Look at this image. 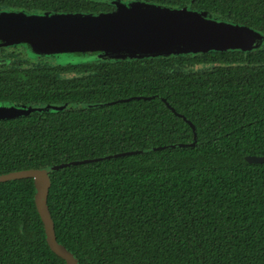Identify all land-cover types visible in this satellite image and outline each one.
<instances>
[{
	"label": "trees",
	"instance_id": "obj_1",
	"mask_svg": "<svg viewBox=\"0 0 264 264\" xmlns=\"http://www.w3.org/2000/svg\"><path fill=\"white\" fill-rule=\"evenodd\" d=\"M148 2L190 3L264 35V0ZM9 9L113 8L0 0ZM0 102L71 103L0 119V174L103 157L51 173L57 239L80 264H264V162L246 160L264 155V43L2 67ZM168 104L196 126L194 145L192 125ZM35 192L32 177L0 182V264H66L47 242Z\"/></svg>",
	"mask_w": 264,
	"mask_h": 264
},
{
	"label": "water",
	"instance_id": "obj_2",
	"mask_svg": "<svg viewBox=\"0 0 264 264\" xmlns=\"http://www.w3.org/2000/svg\"><path fill=\"white\" fill-rule=\"evenodd\" d=\"M116 5V9L109 12L91 13L1 11L0 39L3 44L29 43L33 53L40 55L90 53L91 59L115 60L211 50H251L260 45L264 36L245 24L213 17L207 11L188 7L176 8L143 1L116 2ZM168 105L192 125L195 140L190 145H194L197 142L196 126L183 114L176 112L171 104ZM70 106V102L41 105L3 102L0 103V119L29 115L34 111L63 110ZM137 152L140 151L119 152L115 156ZM99 158L0 174V182L25 177L34 179V198L44 223L47 242L56 254L65 259L66 264H80V260L57 239L48 205L51 173L64 166ZM246 160L264 162V155H247Z\"/></svg>",
	"mask_w": 264,
	"mask_h": 264
},
{
	"label": "flooded vegetation",
	"instance_id": "obj_3",
	"mask_svg": "<svg viewBox=\"0 0 264 264\" xmlns=\"http://www.w3.org/2000/svg\"><path fill=\"white\" fill-rule=\"evenodd\" d=\"M95 4H105L107 7L113 8L108 10H100L99 12H109L116 9V2H124L129 3L132 1H143L148 2L150 0H91ZM153 3V2H152ZM171 5V0H170ZM183 7H188L189 9H193L189 4H186ZM182 8V7H176ZM197 10V9H193ZM1 11H11L9 10H0ZM83 13V12H82ZM86 13V12H84ZM4 42L0 39V68L2 67H11V66H21L22 68H31L33 66H40L47 62L46 57L43 55H36L31 53V45L25 42H18L12 44H3ZM56 63V62H52ZM3 103V102H0ZM11 103V102H7Z\"/></svg>",
	"mask_w": 264,
	"mask_h": 264
},
{
	"label": "rangeland",
	"instance_id": "obj_4",
	"mask_svg": "<svg viewBox=\"0 0 264 264\" xmlns=\"http://www.w3.org/2000/svg\"><path fill=\"white\" fill-rule=\"evenodd\" d=\"M263 43H264V36L262 37L260 45L257 46V47H253L251 49L258 48ZM30 51H31L32 54H34L33 56L40 55V54H36L35 55V53H33L32 50H30ZM43 56L46 57L47 62H56V63H62V64H64V63H78V62L90 60L91 58H93L88 53H86V54H84V53L65 54V55H59V56H56V55H43Z\"/></svg>",
	"mask_w": 264,
	"mask_h": 264
}]
</instances>
